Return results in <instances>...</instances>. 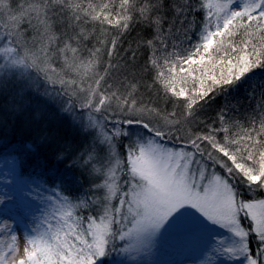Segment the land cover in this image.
<instances>
[{
    "label": "snow or ice",
    "instance_id": "snow-or-ice-1",
    "mask_svg": "<svg viewBox=\"0 0 264 264\" xmlns=\"http://www.w3.org/2000/svg\"><path fill=\"white\" fill-rule=\"evenodd\" d=\"M198 2L206 12L199 43L190 50L168 54L163 66L155 52L149 58L157 69L154 80L164 94L182 98L183 112L178 116L175 110L165 113L137 100L135 52L133 62L121 66L113 61L118 36L110 41L97 38L102 47L107 45L106 63H102V47L89 49L88 56H81L80 45L92 39L95 31L89 33L81 25L108 24L122 35L131 24L140 22L157 34L144 41L152 48L166 22L169 32L177 33L194 25V19H189L197 10L192 0H168L171 18L164 15L162 0H119L115 12L112 0L103 4L93 0H0V40L4 41L0 46L4 64L0 68L34 69L50 83H59L66 93L70 90L80 107L89 110L87 128L96 130V148L88 153V162L107 154L106 167H92L103 177L102 182L93 185L101 194L77 202L59 194L58 198L48 197L53 207L43 221L47 227L26 235L22 251L15 234L0 240V264H99L117 239L128 241L122 251L150 247L166 226L176 223L179 227L185 208L194 209L207 222L203 228L219 226L230 234L215 247L219 256L242 259L243 264H264V199L245 200L232 183L238 177L237 182L248 191L264 190V80L259 84L252 81L255 70L264 69V0H243L239 10L232 7L236 0ZM57 57L63 61V75L53 67ZM184 65H200L202 74L221 91L245 82H249L250 96L254 95L253 89H258L260 103L253 109L248 125L236 121L231 126L236 131H231L221 113L219 131L225 133L222 140L213 132L192 133L186 125L196 119L200 102L207 103L206 97L214 88L204 87L201 79L199 88L191 93L184 87L177 90V69L193 76ZM217 65L223 66L219 78L210 74ZM68 72L73 76L65 78ZM7 75L5 71L0 91L7 86ZM180 82L185 83L186 78ZM23 91L22 87L16 102L9 105L13 117L28 110L30 101L25 100ZM71 107L62 111L70 113ZM106 113L123 116L122 123L128 127L114 125L109 131L104 123L110 119ZM34 118L39 119V113ZM118 137L131 141L125 159L117 152ZM48 138L45 132L42 139ZM166 139L185 146L168 147L163 143ZM90 204L99 205V215L80 214ZM242 217L250 221L248 227L242 224ZM250 237L256 241L255 250Z\"/></svg>",
    "mask_w": 264,
    "mask_h": 264
},
{
    "label": "trees",
    "instance_id": "trees-1",
    "mask_svg": "<svg viewBox=\"0 0 264 264\" xmlns=\"http://www.w3.org/2000/svg\"><path fill=\"white\" fill-rule=\"evenodd\" d=\"M93 2L103 4L109 0H93ZM162 2L164 15L171 18V12L167 7L168 0H162ZM192 3L197 9L189 17L190 20L194 19V25L188 31L181 30L177 33L169 32L166 22L161 38L154 41L152 48H149L144 41L153 39L157 34L140 22L131 24L122 35H118V30L108 24L81 25L89 33H93V29L95 31L92 39L83 41L80 45V54L86 57L89 49L102 47L97 42V38L110 41L114 36H118L117 55L113 61H119L121 66L125 62H133L132 53L135 52L133 63L136 66L135 77L139 81L137 96L145 104H165L167 108L175 106L176 109L182 108L183 112L182 98L178 100L171 93L165 95L160 83L154 80L157 69L151 66L149 58L155 52L163 66V58L168 54L174 51L190 50L199 43V33L206 12L200 9L198 0H192ZM118 5L119 0H112L113 12ZM29 31L27 34L28 37H31V30ZM106 50L107 45L102 47V63H106L108 59ZM55 60L58 59L55 58ZM184 67L192 71L193 76H188L187 72L180 73L177 69L175 84L177 90L184 87L187 92L191 93L194 89L199 88L201 79L204 80V87L214 88V91L209 93V97H206L207 103L200 102L201 106L196 119L187 125L188 128L191 127L192 132L204 134L209 131H217V139L222 140L225 133L219 131L222 128L219 119L221 113L224 114L231 131H236L231 127L236 121L244 126L248 125L253 109L260 103L258 89H253L254 95L250 96L247 87L249 82H245L235 89L221 91L219 86H213L211 81L202 74L204 69L200 65H193L191 68L184 65ZM208 67L211 68V65L209 64ZM221 67L223 66L217 65L210 74H215L219 78ZM194 69L199 70L193 71ZM162 70L165 71L166 76L169 75L166 69ZM4 77L5 75H1V80ZM182 77L186 78L185 83L180 82ZM7 80V86L0 91V117H2V121H0V157L14 156L19 162L21 175L28 178L36 177L50 187L58 186L64 195L76 201L91 188L89 179H91L92 173L89 171L88 165L82 166V164L88 153L95 148L93 136L80 128L73 121L70 113L62 111L67 107L60 100L62 95L48 92L47 87L44 88L43 80L37 79L30 82L26 77H17L12 73L7 75ZM262 80H264V69H256L252 81L259 84ZM22 87L24 91L21 94L24 95L26 101H30V104L26 113L13 117L9 111V105L16 102L17 94ZM36 113H39V119L34 118ZM45 132L49 134L48 139H42ZM119 140V147L124 153L123 137H120ZM58 156L66 158L58 159ZM73 161H75V166H73ZM237 179L239 178L237 177ZM238 188L243 193L245 200L264 197V190L256 189L250 192L239 183ZM90 209L91 207L82 209L80 214L86 216L90 214ZM251 247L255 250L257 244L252 241Z\"/></svg>",
    "mask_w": 264,
    "mask_h": 264
},
{
    "label": "rangeland",
    "instance_id": "rangeland-1",
    "mask_svg": "<svg viewBox=\"0 0 264 264\" xmlns=\"http://www.w3.org/2000/svg\"><path fill=\"white\" fill-rule=\"evenodd\" d=\"M242 3L243 0H236V3L232 7L239 10V6ZM0 31H3V29H0ZM3 44L4 41L0 40V46H3ZM56 59L58 60L54 59L53 67L57 69L58 73L63 75L64 72L61 71L64 69L63 61L59 58ZM3 64L4 57L0 55V65ZM5 71H7L8 75L12 73L17 77H26L30 82L37 79L39 81L43 80L44 88L47 87L48 92L61 94V102L63 101V104L67 107L69 105L72 106L70 116L73 121L94 138L96 130L87 128L89 110L80 107L79 101L75 96L71 95L70 90L66 93L65 89L59 83H50L44 78L43 73H39L34 69L16 68L5 70L0 68V76L5 75ZM64 71L66 72L67 70ZM72 76L73 74L68 72L65 78ZM136 97L138 101H142L138 96ZM142 102L144 103V101ZM152 105L159 107L165 113L175 110L177 113L179 112V116L182 112V108L176 109L175 106L167 108L165 104ZM106 115L110 116L108 121H104L109 131L114 129V125L121 128L128 127L122 123L123 116L112 115L111 113H106ZM96 116L97 119H101L99 114H96ZM117 120L121 121V123L116 124ZM186 127L188 128L187 125ZM216 132H213V134L216 135ZM181 135H184V133H181ZM119 138L115 140L117 152L120 154L121 159H125L127 145L131 141L123 137L122 143L125 152L122 153L119 147ZM163 143L168 147L174 148L185 146L183 143L174 139H166ZM106 155L104 153L101 156H96L91 163L88 162V155L84 158L82 166L88 165L89 171L92 173L91 179H89L91 188L88 192L83 193L76 201L75 199H71L73 202L87 198H95L96 195L101 194L93 185L94 183L102 182L103 177L94 173L92 167L93 165L96 168L106 167ZM209 171H211V168ZM217 171L220 170L217 169ZM119 175L123 177V173H119ZM237 181L238 179L235 178L232 180V183L236 184L238 188ZM58 194L66 196L59 190L58 186L50 187L36 177L28 178L21 175L19 162L14 156L0 157V240H7L12 234H15L19 238V245L22 251L24 237L26 235H34V229L41 231L47 227L43 221L46 214L53 207V203L48 197L57 196L58 198ZM260 199H264V197ZM89 207H91V212L88 215H99V205L90 204ZM183 211L186 214L182 217L181 222H179V227L176 223L171 226H166L161 237L157 236L150 247L142 248L139 251H122L128 244V241L117 239L110 244L108 255L101 258L99 264H243L242 259L239 261L228 260L214 252L218 242L230 235L226 230L219 228V226H207V229H205L202 225L207 222H203L202 217L199 218V214L194 209L185 208ZM52 223H55V221L53 220ZM242 224L248 227L250 221L242 217ZM250 240L256 243L254 238L250 237Z\"/></svg>",
    "mask_w": 264,
    "mask_h": 264
}]
</instances>
